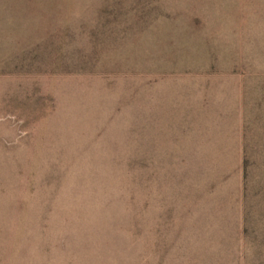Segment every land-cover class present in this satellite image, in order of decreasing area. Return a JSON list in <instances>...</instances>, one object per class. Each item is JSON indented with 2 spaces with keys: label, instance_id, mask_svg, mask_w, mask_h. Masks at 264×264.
Returning <instances> with one entry per match:
<instances>
[{
  "label": "rangeland",
  "instance_id": "1",
  "mask_svg": "<svg viewBox=\"0 0 264 264\" xmlns=\"http://www.w3.org/2000/svg\"><path fill=\"white\" fill-rule=\"evenodd\" d=\"M263 144L264 0H0V264H264Z\"/></svg>",
  "mask_w": 264,
  "mask_h": 264
},
{
  "label": "trees",
  "instance_id": "2",
  "mask_svg": "<svg viewBox=\"0 0 264 264\" xmlns=\"http://www.w3.org/2000/svg\"><path fill=\"white\" fill-rule=\"evenodd\" d=\"M260 151H258L257 155V160H256V166L258 164H263L264 165V144L260 146ZM246 166V158L242 159V177H243V190H246V172L244 170V167ZM264 168V166H263ZM254 181L255 183L250 185L251 187L249 188V192L253 194L255 197V202L260 203L261 205L264 204V170L262 174L260 175H254Z\"/></svg>",
  "mask_w": 264,
  "mask_h": 264
}]
</instances>
